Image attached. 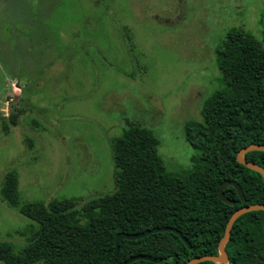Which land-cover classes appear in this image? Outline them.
<instances>
[{
	"label": "rangeland",
	"instance_id": "obj_1",
	"mask_svg": "<svg viewBox=\"0 0 264 264\" xmlns=\"http://www.w3.org/2000/svg\"><path fill=\"white\" fill-rule=\"evenodd\" d=\"M231 28L260 39L264 0H0V184L15 175L17 206L110 192L127 123L168 172L188 168L182 126L221 88L213 51ZM29 224L0 200L14 252Z\"/></svg>",
	"mask_w": 264,
	"mask_h": 264
},
{
	"label": "trees",
	"instance_id": "obj_2",
	"mask_svg": "<svg viewBox=\"0 0 264 264\" xmlns=\"http://www.w3.org/2000/svg\"><path fill=\"white\" fill-rule=\"evenodd\" d=\"M213 52L221 88L201 102L198 120L182 126L184 139L195 152L188 168L168 172L150 130L127 123L111 143L110 192L17 206L16 177L8 171L0 184V200L30 224L19 252L0 239V264H108L117 232L159 226L176 228L190 247L168 231L120 239L114 263L135 254L157 261L137 259L128 264H182L194 256L217 255L229 215L242 205L264 204L261 175L235 159L241 147L264 144V32L257 39L242 28H231ZM243 157L264 169V151L250 150ZM224 179L238 183L243 200L230 185L223 194L231 202L218 199V185ZM224 250V264H264V211L239 215Z\"/></svg>",
	"mask_w": 264,
	"mask_h": 264
},
{
	"label": "water",
	"instance_id": "obj_3",
	"mask_svg": "<svg viewBox=\"0 0 264 264\" xmlns=\"http://www.w3.org/2000/svg\"><path fill=\"white\" fill-rule=\"evenodd\" d=\"M262 83L264 84V75L262 76ZM250 150H261L264 151V144H256V143H250L248 145H245L243 147H241L235 154V159L238 163H241L242 165H244L245 167L252 169L256 172H258L261 175V178L264 182V169L251 161H247L246 159H244L243 154L247 151ZM226 185H230L231 187H233V189L235 190L236 194L238 195V197L243 200V194L241 191L240 186L238 185V183L232 179H224L222 180L219 185H218V189H217V197L220 201H223L225 203H230L231 200H229L227 197L224 196L223 194V188ZM252 210H263L264 211V204L261 203H253V204H247V205H242L238 208H236L227 218L225 226H224V231L222 236L220 237L218 244H217V255H200V256H194L192 258L187 259L185 262H183L182 264H196L198 262L201 261H212L215 264H224L227 262V254L224 250V243L226 242V240L229 237L230 234V228L231 225L233 223V221L242 213L244 212H248V211H252ZM161 231H168V232H172L175 235H177L182 242L187 246L190 247L189 242L186 240L185 237H183L181 235V233L173 227L170 226H159V227H151L148 229H145L143 231L137 232V233H123V232H117L114 235V239H113V249H112V254L110 256V259L108 261V264H115V258L116 255L118 253V242L120 239H127V240H134L137 238H141L144 237L150 233H154V232H161ZM137 259H142V260H149V261H157L155 258L145 255V254H135V255H131L129 257H127L125 260H123L122 262L118 263V264H128L133 260H137Z\"/></svg>",
	"mask_w": 264,
	"mask_h": 264
}]
</instances>
